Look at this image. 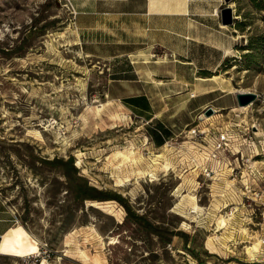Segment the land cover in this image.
<instances>
[{
	"label": "rangeland",
	"instance_id": "rangeland-1",
	"mask_svg": "<svg viewBox=\"0 0 264 264\" xmlns=\"http://www.w3.org/2000/svg\"><path fill=\"white\" fill-rule=\"evenodd\" d=\"M216 1L220 21L230 9L233 46L212 81L231 106L214 100L210 118L199 119L204 108L156 146L147 134L155 126L106 98L117 68L79 53L59 0H0V197L14 227L51 250V264H199L180 236L160 240L116 200L78 201L61 171L44 164L54 157H72L90 185L120 194L154 225L188 233L203 264H264V0ZM232 88L257 98L242 109ZM222 133L226 143L212 158ZM18 260L0 254V264Z\"/></svg>",
	"mask_w": 264,
	"mask_h": 264
},
{
	"label": "crops",
	"instance_id": "crops-1",
	"mask_svg": "<svg viewBox=\"0 0 264 264\" xmlns=\"http://www.w3.org/2000/svg\"><path fill=\"white\" fill-rule=\"evenodd\" d=\"M59 1L76 12L79 53L107 71L117 68L118 76L107 79L106 98L155 126L154 136L147 132L155 145L180 134L214 100L219 108L231 106L228 95H219L225 89L209 79L233 46L214 12L216 0ZM132 71L138 76L129 78ZM189 90L196 91V98L187 95ZM14 220L0 197V233L13 228Z\"/></svg>",
	"mask_w": 264,
	"mask_h": 264
},
{
	"label": "trees",
	"instance_id": "trees-1",
	"mask_svg": "<svg viewBox=\"0 0 264 264\" xmlns=\"http://www.w3.org/2000/svg\"><path fill=\"white\" fill-rule=\"evenodd\" d=\"M256 5H260L262 0H251ZM264 8V6H263ZM264 20V16H263ZM247 54H245L246 56ZM248 56V55H247ZM150 135H152L149 132ZM156 134V133H155ZM159 135V134H158ZM153 136V135H152ZM166 140H159L156 142V146L163 145ZM44 164L49 165L52 168H58L65 178L69 190L72 192L73 196L80 202L85 200L103 201L113 199L116 200L125 210L126 217H128L132 222L138 224L139 226L146 229L148 232L157 236L160 240L169 242L172 236L178 235L183 239L185 249L191 254L199 264H203V260L199 258L198 253L195 251L194 247L188 246L189 234L182 231H174L168 228H161L154 225L147 218L141 214H137L129 205L126 198L120 194L111 193L107 190L98 189L97 187L90 185L87 178L81 175L74 165L73 158L69 157L59 158L54 157L51 160H43Z\"/></svg>",
	"mask_w": 264,
	"mask_h": 264
},
{
	"label": "bare ground",
	"instance_id": "bare-ground-1",
	"mask_svg": "<svg viewBox=\"0 0 264 264\" xmlns=\"http://www.w3.org/2000/svg\"><path fill=\"white\" fill-rule=\"evenodd\" d=\"M1 34H2V30L0 29V35ZM142 54H144V53H142ZM214 79H216L215 76H213L211 78V80H214ZM222 89H224V88H222ZM227 91L231 92V93L242 92L241 90L239 91L238 89H234V88L229 89ZM240 108L244 109V108H246V106H242ZM213 109L216 111V109L214 107H213ZM208 118H210V117H205L204 119H208ZM168 165H169L168 162L165 161V164H163V167H167ZM189 198H190L191 201L192 200L194 201V196L193 195L190 194ZM193 209L196 212L201 210V208L195 202L193 204ZM224 225H226V223H225L224 218H222L219 221L218 230L222 229L224 227ZM259 245H260V242L258 240L254 241L253 244H251L250 246L246 247V251H247L246 253H248L250 256H253L255 252L259 251ZM37 249H38L37 240L30 239V236L28 235V233L20 225H17L16 227H13V228H10V230H8L7 232H5L2 235V240H1V244H0V254H7V255L18 256L19 257V256H25V255H28V254H33V253H35L37 251Z\"/></svg>",
	"mask_w": 264,
	"mask_h": 264
},
{
	"label": "built area",
	"instance_id": "built-area-1",
	"mask_svg": "<svg viewBox=\"0 0 264 264\" xmlns=\"http://www.w3.org/2000/svg\"><path fill=\"white\" fill-rule=\"evenodd\" d=\"M70 9H71L70 14L72 15V17H74L76 12L71 5H70ZM225 143H226V137L222 133L215 140L214 148L211 153L212 158L217 157V153L220 151V149L223 148V145ZM2 235L3 234L0 233V244L2 240ZM263 243H264V240H263ZM50 254H51L50 249L46 248L45 246L39 245L35 253L28 254L25 256H19V260L16 261L17 262L16 264H51Z\"/></svg>",
	"mask_w": 264,
	"mask_h": 264
},
{
	"label": "water",
	"instance_id": "water-1",
	"mask_svg": "<svg viewBox=\"0 0 264 264\" xmlns=\"http://www.w3.org/2000/svg\"><path fill=\"white\" fill-rule=\"evenodd\" d=\"M221 23L222 25H230L232 24V16L230 13L229 8H224L221 11ZM235 98L237 105L242 107L250 104L251 102L255 101L257 98V94L254 92H236L235 93ZM215 112L213 107L208 106L206 107L203 111L202 114L199 115V119L202 120L203 117H208L212 115Z\"/></svg>",
	"mask_w": 264,
	"mask_h": 264
}]
</instances>
